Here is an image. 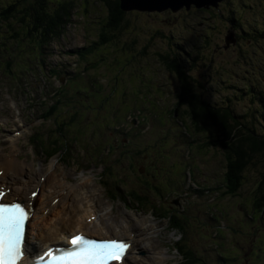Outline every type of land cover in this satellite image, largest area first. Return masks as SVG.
Here are the masks:
<instances>
[{
	"label": "rangeland",
	"instance_id": "1",
	"mask_svg": "<svg viewBox=\"0 0 264 264\" xmlns=\"http://www.w3.org/2000/svg\"><path fill=\"white\" fill-rule=\"evenodd\" d=\"M51 1L53 10L70 1L74 8L62 34L42 47L33 41L36 50L24 37L31 26L26 27V20L13 24L18 43L7 40L9 24L0 21V152L6 158L15 156L25 168L19 174L9 171L7 180L27 179L28 192L35 191L34 181L45 180L41 170L56 162L47 193L64 178L86 186L70 215L82 217L87 190H94L97 213L105 222L124 223L132 217L139 225L146 221L152 232L145 231L143 237L151 240L143 244L151 255L154 247L165 249V264H189L175 248L177 243H188L172 227L171 215L179 216L188 228L186 247L192 250L189 257L194 264H264V215L251 220L246 205L249 193L262 182L258 169H264L246 171L240 195L228 192L221 150L199 147L205 138L192 128L191 134L187 132V117L182 116L181 123L174 115L177 75L158 53L174 56L176 45H184L182 58L192 63L191 68L186 65L188 73L195 85L205 87L206 99L222 105L229 102L246 113L257 106L256 100L231 86L248 81L264 84V33L250 30L258 24L253 21L261 24L264 0H222L223 5L214 7L220 20L212 17L209 8L127 11V26L112 31L111 42L98 45L93 55L85 48L101 39L108 18L103 1ZM238 11L250 25L245 24V34L239 32L242 40L228 45L230 18ZM6 45L11 48L3 51ZM80 48L86 57L77 52ZM77 91L81 94L76 96ZM55 101L59 103L47 117ZM61 126L66 142L58 147L64 149L47 155L46 146L55 142ZM36 135L45 138L44 149L39 140L32 141ZM42 193L36 197L42 199ZM60 209L49 214V221L65 215ZM70 228H77V223Z\"/></svg>",
	"mask_w": 264,
	"mask_h": 264
},
{
	"label": "trees",
	"instance_id": "2",
	"mask_svg": "<svg viewBox=\"0 0 264 264\" xmlns=\"http://www.w3.org/2000/svg\"><path fill=\"white\" fill-rule=\"evenodd\" d=\"M102 1L107 7L108 18L104 24L101 39L94 42V47H88V50L85 48L87 53L93 52L92 55L95 53L98 45L101 46L106 42H111L112 38H114L111 33L112 31L116 29L121 30L127 26L124 18L126 12L120 7V0ZM46 2V0H37V20L35 22L27 20L28 23H25L26 27L31 25L28 27L26 34L31 38L32 31L34 33L37 32L35 39L41 47L45 46L52 38L62 34L64 28L69 23L72 9L74 8V3L72 1L69 3L61 2V4L54 8V10L52 9L51 1L47 4ZM212 8L214 7L212 6ZM209 12L213 18H218V20L222 18L221 13L217 8L212 9V12L209 10ZM238 12L239 13L236 14L239 19L237 24H234V22H236V16L230 18L233 22L232 24H234L237 29L244 25V22L241 20V11ZM24 20L25 18L22 17L21 21ZM253 22L254 24L258 23L252 28L254 29L253 33L261 35V33H259L261 27L257 28V26H260V23L257 21ZM26 34L24 35L25 38L27 36ZM18 36L19 33L14 30L12 38L18 39ZM28 41L30 44L32 43L31 41L35 40L32 39L31 41ZM34 43L35 42L32 44ZM21 46L24 45L21 44ZM184 49V45H176L174 48L175 55L171 56L169 53L170 57H172L171 59L167 54L158 52L168 69L174 71L177 75L179 85L174 115L176 114L179 116L181 119L179 122L181 123L184 122L182 116L187 117L190 123H187L189 125L188 127L184 126L185 129L189 130L187 132L191 134L190 128H192L194 129L195 134L197 133L199 137L205 138V142H201L199 147H214L221 150L227 163L225 179L229 189L228 192L233 195H240L241 193L239 194V190L243 186L246 171L250 168L258 169L259 166L264 169V90L261 88L264 87V84H258L255 81L250 83L248 81L244 82V86L241 84V86L236 87L230 85L231 88L234 87L235 89H240V92L242 93L241 95L247 93L252 96V101L256 100L257 106H254L253 109L247 110L246 113L236 111L229 102L222 105L215 101H208L205 95L202 94L205 87L200 85V83L198 86L195 85V78L188 73L189 71L187 70V67L191 68L192 63L190 62L188 64L185 62V58H182V56H184ZM78 50L77 52L80 53L81 57H86L83 49L80 48ZM127 57L129 58V56ZM102 60H104V58H102ZM244 87H247V90L243 89ZM75 93L77 96V93L81 94V91ZM226 99L229 100L230 98L228 97ZM56 103L57 101L50 105L47 110V112L49 111L47 117L52 115ZM77 116L78 113H76L75 119ZM58 133L59 134L55 137V142L49 143L48 146H46L47 155L57 153V151H63L64 147L59 148L58 143L65 145L66 137H64V139L61 138L64 133V126L59 127ZM38 140L42 144L41 147L44 149L45 145L42 141H46L45 138H39L38 135L32 138L33 142ZM258 171H260V175L263 177L262 182H259L251 193H249V196H247L250 201L246 203L247 206L250 205L247 215H249L251 220H256L257 216H262V213L264 215V171L259 169ZM132 194H134V192H132ZM136 197L139 200H142L141 195ZM212 217L216 218L214 215H212ZM179 218V216H177V218L172 215L170 216L172 227L180 231L183 234L184 242L189 244L188 228H186L185 222L179 220ZM185 218H183V220L186 221ZM187 245H180L177 243L175 248L181 252L183 263L189 262V264H194L193 258L189 257L190 255L192 256V250L189 246L187 248ZM194 260L197 262L196 258Z\"/></svg>",
	"mask_w": 264,
	"mask_h": 264
},
{
	"label": "bare ground",
	"instance_id": "3",
	"mask_svg": "<svg viewBox=\"0 0 264 264\" xmlns=\"http://www.w3.org/2000/svg\"><path fill=\"white\" fill-rule=\"evenodd\" d=\"M56 166V162H51L47 169L43 168L41 170L42 175H46L44 176L45 180L42 181V183L39 180H35L34 182L36 186L35 190L39 189L42 191L43 197L42 199H38L37 197L33 198L31 193L34 190L28 192V185H25V181H27V179L20 183L19 181H8L6 177V174L9 171H16L18 174L24 173V166L16 159L15 156L6 158V156L2 155L0 152V175H2L0 176V189H2L1 186L5 185H7V187H12L11 192L6 194L3 201H12L18 198L24 201L25 204L32 207L33 216L29 222L27 238L28 251L36 252L42 248L45 249L49 246L64 244L67 241L68 236L77 232H83L91 236L96 235L98 237L127 238L132 244L131 249L126 256L125 261L122 263L117 262L115 264H165L162 259L163 256L166 255V252L164 251L165 249L154 247L151 255L149 253V246L143 244L144 240H151V238L144 239L143 237L144 232L147 231L148 228H151L148 227L147 223H145L146 221H142V224L139 225L138 222L133 221L132 217V221L129 218V220L124 221V223L114 220L108 223L105 222L103 218L104 216L101 214L100 216L97 213L98 204L96 196L93 193L94 190H92V192L87 190L89 193L84 197L87 200V204L84 206L81 205L84 209L82 217L79 218L80 215L78 217L70 215L72 210L76 211V201L78 199L82 200L80 189H83V192H85L84 190L86 186L79 184V182L68 183L64 178L57 184V189L47 193L46 187L48 186V183L52 181V173L56 171ZM18 183L19 185H16ZM50 197H52L51 200H49ZM55 201L56 203H54ZM62 203H64L63 206L61 205ZM60 207V211L65 215L63 217L61 215V217L56 221H49V214L52 211L58 210ZM94 214H97V217H95ZM65 219L66 224L63 223ZM73 222L77 223V228H70L71 226L74 227ZM134 226H137V228ZM144 228L147 229L144 230ZM151 232L152 230L149 229L148 233ZM139 239H141L140 242ZM156 253L159 257L154 256Z\"/></svg>",
	"mask_w": 264,
	"mask_h": 264
},
{
	"label": "snow or ice",
	"instance_id": "4",
	"mask_svg": "<svg viewBox=\"0 0 264 264\" xmlns=\"http://www.w3.org/2000/svg\"><path fill=\"white\" fill-rule=\"evenodd\" d=\"M27 219L28 213L20 203L0 202V264H21ZM127 248L128 243L120 238L91 239L74 235L68 245L49 248L30 264H110L119 262Z\"/></svg>",
	"mask_w": 264,
	"mask_h": 264
},
{
	"label": "flooded vegetation",
	"instance_id": "5",
	"mask_svg": "<svg viewBox=\"0 0 264 264\" xmlns=\"http://www.w3.org/2000/svg\"><path fill=\"white\" fill-rule=\"evenodd\" d=\"M46 4L51 1V0H46ZM51 4H52V1H51ZM223 5L222 3H219V6ZM218 6V7H219ZM240 6H242V4H240ZM209 9H213L212 7H210ZM261 7L258 9L260 10ZM240 16V15H239ZM242 16V15H241ZM262 16V20H261V25H264V12H262L261 14ZM22 17L25 18V20H29L31 22H35L37 20V0H0V21H3L6 24H9V28H8V31L9 33L8 34H5V35H8L9 38H7V40H10L11 42L14 40L16 43H18V39L16 38H12V34H14V25L13 24H16L18 21V19H22ZM242 19V22L243 21V17H241ZM245 24H247L248 26L250 25L248 22H244V25H242V27H239V29H237V27L234 26V24H231L230 23V27H232V29H236V38L239 40V38H241L242 40V33L246 30V27H245ZM255 26H253L254 28ZM14 28V30H13ZM2 28H0V31H1ZM250 30H254L252 29V27L250 28ZM260 32L259 33H264V28L261 27V29H259ZM16 31V30H15ZM17 32V31H16ZM241 34H240V33ZM26 33H27V30H26ZM37 32H33L32 31V35H31V38L33 40H36L35 39V36H36ZM245 34V32L243 33ZM26 39L27 40H30V37L28 34H26ZM33 42V41H31ZM32 46L35 48H37V45L36 43L32 44ZM11 47L6 45L2 50L3 51H7L8 49H10ZM31 51H33L31 49Z\"/></svg>",
	"mask_w": 264,
	"mask_h": 264
},
{
	"label": "water",
	"instance_id": "6",
	"mask_svg": "<svg viewBox=\"0 0 264 264\" xmlns=\"http://www.w3.org/2000/svg\"><path fill=\"white\" fill-rule=\"evenodd\" d=\"M222 0H120V7L123 11H157L164 12L170 10L177 12L182 9L190 10L192 7L198 9L218 7ZM234 30V29H233ZM232 29L228 30L226 42L229 44L236 43V35Z\"/></svg>",
	"mask_w": 264,
	"mask_h": 264
}]
</instances>
